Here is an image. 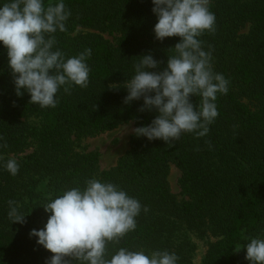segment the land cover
<instances>
[{"label":"trees","instance_id":"1","mask_svg":"<svg viewBox=\"0 0 264 264\" xmlns=\"http://www.w3.org/2000/svg\"><path fill=\"white\" fill-rule=\"evenodd\" d=\"M49 2L55 0L45 5ZM65 3L72 15L67 31L56 33V47L68 57L85 48L93 54L88 87H74L70 94L61 89L55 109L30 104L27 93L16 95L7 49L0 44V162L35 147L15 159L20 165L15 177L0 167V264H45L53 254L29 235L47 223L44 203L90 178L118 184L149 209L137 218L134 232L109 244V253L119 247L168 250L177 254L178 264H193L199 239L208 244L201 264H249L240 246L264 231V0H210L216 31L200 39L206 51L214 49V70L230 84L228 94L218 96L219 116L209 135L184 134L169 148L133 134L117 166L103 172L99 153L75 152L73 137L112 131L133 118L135 128L151 123L156 113L139 111L143 99L124 104L123 85L142 55L152 54L166 67L181 38H155L152 0ZM31 117L39 125L30 124ZM172 165L181 172L184 199L171 190ZM9 200L22 205L24 224L8 219Z\"/></svg>","mask_w":264,"mask_h":264},{"label":"clouds","instance_id":"2","mask_svg":"<svg viewBox=\"0 0 264 264\" xmlns=\"http://www.w3.org/2000/svg\"><path fill=\"white\" fill-rule=\"evenodd\" d=\"M157 17L155 38L180 37L168 53L167 66L152 54L142 55L133 65L134 74L123 87L124 104L143 99L141 113L155 112L151 123L132 129L137 137L162 140L174 147L184 134L205 138L219 116L217 99L227 95L230 81L213 66V51H206L200 39L216 31V16L210 0H152ZM72 12L65 0L45 5V0H0V44L7 49L8 67L12 71L15 92L25 93L30 104L55 109L59 92L70 94L74 87L87 88L93 54L85 48L68 57L56 47V33L67 31ZM118 88L119 85H111ZM198 98L193 103L192 98ZM129 121L128 125L135 122ZM2 139V137H0ZM211 148V143L206 141ZM2 161V158H0ZM10 175H18L15 159L0 162ZM49 213L44 228L32 229L30 238L53 255L45 264H178L179 257L168 250L145 251L119 247L109 253V244L137 228V218L149 209L118 184L90 178L83 186L63 191L44 203ZM8 219L24 224L22 205L8 201ZM240 249H246L249 264H264V231L246 237Z\"/></svg>","mask_w":264,"mask_h":264},{"label":"rangeland","instance_id":"3","mask_svg":"<svg viewBox=\"0 0 264 264\" xmlns=\"http://www.w3.org/2000/svg\"><path fill=\"white\" fill-rule=\"evenodd\" d=\"M247 28L243 29L241 33H246ZM104 37L108 39L111 43L116 41L112 36L104 34ZM30 124L39 125L40 120L35 117H31L28 121ZM129 122L119 125L116 129L112 131H107L95 136H85L82 138L73 137V147L74 151L78 153L83 152H97L100 155L99 162V171H108L115 166H117L121 157H123L127 151L130 149V141L134 134L132 129L135 128L134 124L131 123L129 128L125 125H128ZM35 147L32 145L28 147L24 152L18 155H11V158L22 159L25 156L34 152ZM181 172L180 170L172 165L169 175V183L172 192L179 198H186L182 194L180 186ZM195 251L193 253V264H201L202 259L207 251V243L195 239Z\"/></svg>","mask_w":264,"mask_h":264}]
</instances>
